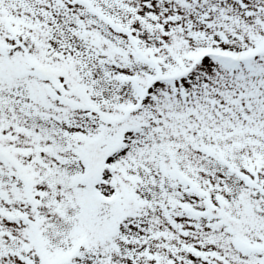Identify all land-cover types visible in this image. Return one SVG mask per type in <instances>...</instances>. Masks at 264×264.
Segmentation results:
<instances>
[{
    "label": "snow or ice",
    "instance_id": "1",
    "mask_svg": "<svg viewBox=\"0 0 264 264\" xmlns=\"http://www.w3.org/2000/svg\"><path fill=\"white\" fill-rule=\"evenodd\" d=\"M0 264H264V0H0Z\"/></svg>",
    "mask_w": 264,
    "mask_h": 264
}]
</instances>
